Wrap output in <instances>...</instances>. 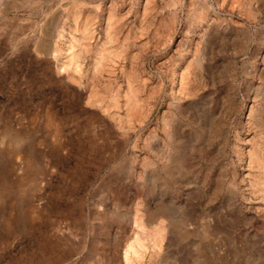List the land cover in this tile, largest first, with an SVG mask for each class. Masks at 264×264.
I'll list each match as a JSON object with an SVG mask.
<instances>
[{"label": "rangeland", "instance_id": "374dc122", "mask_svg": "<svg viewBox=\"0 0 264 264\" xmlns=\"http://www.w3.org/2000/svg\"><path fill=\"white\" fill-rule=\"evenodd\" d=\"M0 264H264V0H0Z\"/></svg>", "mask_w": 264, "mask_h": 264}]
</instances>
